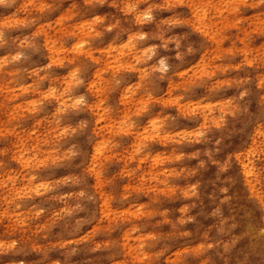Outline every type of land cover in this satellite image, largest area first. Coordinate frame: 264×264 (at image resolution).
Here are the masks:
<instances>
[{
	"label": "rangeland",
	"instance_id": "rangeland-1",
	"mask_svg": "<svg viewBox=\"0 0 264 264\" xmlns=\"http://www.w3.org/2000/svg\"><path fill=\"white\" fill-rule=\"evenodd\" d=\"M0 264H264V0H0Z\"/></svg>",
	"mask_w": 264,
	"mask_h": 264
},
{
	"label": "bare ground",
	"instance_id": "bare-ground-1",
	"mask_svg": "<svg viewBox=\"0 0 264 264\" xmlns=\"http://www.w3.org/2000/svg\"><path fill=\"white\" fill-rule=\"evenodd\" d=\"M245 168V167H244ZM246 175H247V172L245 173ZM249 174H250V172H249Z\"/></svg>",
	"mask_w": 264,
	"mask_h": 264
}]
</instances>
